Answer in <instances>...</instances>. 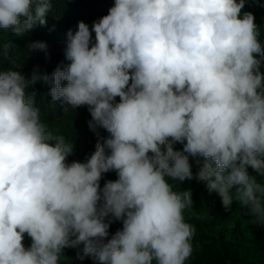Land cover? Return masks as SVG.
<instances>
[{"label": "clouds", "instance_id": "obj_1", "mask_svg": "<svg viewBox=\"0 0 264 264\" xmlns=\"http://www.w3.org/2000/svg\"><path fill=\"white\" fill-rule=\"evenodd\" d=\"M246 2L264 7L115 0L91 29L68 30L66 70H0V264H61L80 245L77 258L98 264H186L196 229L184 212L194 201L176 185L194 178L225 211L238 202L264 227V44ZM52 8L0 0V29L22 37ZM37 82L52 85L64 112L88 106L98 140L86 162H67L75 145L53 134L26 92ZM190 157L204 158L195 177ZM110 171L118 179L101 188ZM113 220L123 228L107 239Z\"/></svg>", "mask_w": 264, "mask_h": 264}, {"label": "trees", "instance_id": "obj_2", "mask_svg": "<svg viewBox=\"0 0 264 264\" xmlns=\"http://www.w3.org/2000/svg\"><path fill=\"white\" fill-rule=\"evenodd\" d=\"M52 11L46 14V24L37 26L22 37L15 36L10 30L0 29V70L20 71L29 78L33 71L40 74H51L59 66L66 70L71 63L66 59L67 32L77 30L78 22L87 23L91 29L94 21L107 15L114 6L115 0H52ZM264 5V0H259ZM252 12L255 23L260 30V41L264 44V7L253 2H246L242 12ZM95 42V33H92ZM33 42H44L46 50H33ZM10 45V47H5ZM264 71V68L261 69ZM66 86L67 81H62ZM52 85L37 82L26 89V92H35L36 106L40 108L41 119L55 135H63L66 142L75 145L74 154L67 158V162H86V159L95 151L97 134L89 129L88 122L92 119L88 106L71 109L67 107L63 98L53 101L49 94ZM119 102V97L116 98ZM100 136L107 139L110 134L98 128ZM175 150H182L183 145L177 143ZM197 160L200 161L197 164ZM203 157H190L192 171L195 174L202 167ZM249 171L252 172L251 169ZM118 176L115 171L103 174L100 181L101 188L107 180L115 181ZM261 179V178H258ZM170 183L175 184L174 181ZM190 189L194 205L185 210L186 222L195 226L196 232L192 241L193 254L186 264H264V227L252 223V217L247 208L238 202H233L230 211H225L221 197L216 192L209 193L206 182L185 180L176 185V190ZM107 222V220H106ZM122 221L113 220L109 228V237L118 230H122ZM31 238L25 234L23 244L25 248L31 246ZM83 245L78 248H66L64 255L67 260L61 264H98L91 257L83 260L77 258L82 254Z\"/></svg>", "mask_w": 264, "mask_h": 264}]
</instances>
